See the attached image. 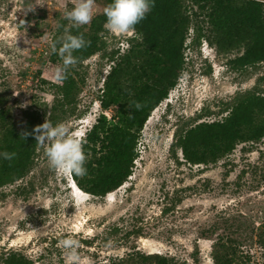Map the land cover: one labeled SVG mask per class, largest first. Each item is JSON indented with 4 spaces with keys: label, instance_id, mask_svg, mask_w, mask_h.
Returning <instances> with one entry per match:
<instances>
[{
    "label": "rangeland",
    "instance_id": "374dc122",
    "mask_svg": "<svg viewBox=\"0 0 264 264\" xmlns=\"http://www.w3.org/2000/svg\"><path fill=\"white\" fill-rule=\"evenodd\" d=\"M75 4L0 0V143L8 127L24 131L26 114L35 113L42 124L57 117L84 144L102 115L118 123L119 106L101 105L112 70L118 69L125 103L141 84L145 58L136 57L130 42L136 33L106 31L100 34L102 50L68 69L74 88L61 102L56 68L62 62L50 46L76 28L65 17ZM183 4L186 13L198 16L185 64L169 99L140 132L132 176L106 197L82 193L72 176L58 177L49 168L38 147L29 174L0 188V264L12 253L33 264H69L59 245L66 237L79 241L82 264H157L156 257L166 264H217V258L264 264V139L239 142L230 155L207 165L187 161L177 143L198 124L223 121L238 95L264 91V62L235 68L231 62L244 55L245 46L224 48L205 3ZM107 6L95 0L93 19ZM93 19L78 28L90 34ZM199 26L205 38L193 45Z\"/></svg>",
    "mask_w": 264,
    "mask_h": 264
},
{
    "label": "trees",
    "instance_id": "16d2710c",
    "mask_svg": "<svg viewBox=\"0 0 264 264\" xmlns=\"http://www.w3.org/2000/svg\"><path fill=\"white\" fill-rule=\"evenodd\" d=\"M97 1L106 5L112 2ZM183 1L155 0V6L146 18L135 26L136 37L130 42L138 49L136 57L145 59L141 75L138 76L142 82L136 87L134 95L126 103L121 100L122 89L117 82V68L112 70L105 82L101 97L103 109L117 105L121 111L120 117H115L118 123L114 120L109 122L105 115L99 117V122L84 141L87 172L83 176L73 175L72 178L88 194L106 197L132 176L140 132L152 111L169 99L171 90L178 84L179 74L185 64L186 41L194 18H198L197 15L186 13ZM190 1L205 3L202 8L207 10L208 23L220 35L219 42L224 48L245 46L244 55L231 62L235 68L244 69L264 62V0ZM105 22V14H101L93 19L90 34H84L78 27L72 29L70 34L82 33L87 42L83 49L74 52L77 64L102 50L105 43L100 34L107 31ZM137 37L141 38V42L135 43ZM203 38L205 35L199 26L193 45L200 44ZM126 63L130 64V61ZM61 82L62 85L57 88L63 103L69 100L74 87L68 73ZM229 110V115L223 121L201 123L181 134L177 143L187 161L194 165L217 163L230 155L239 142H259L264 139V91L253 89L238 95ZM50 118L55 124L57 117ZM40 125L42 122L38 114L27 113L24 131L20 132L15 127L6 129L0 152L15 153V156L11 160L0 158V188L23 180L33 168L38 155L34 129ZM89 175L91 179L86 183L85 177ZM156 258L157 264L168 263L165 258ZM220 260L217 258V264L230 262L229 259ZM4 264L33 263L19 253H12L4 259Z\"/></svg>",
    "mask_w": 264,
    "mask_h": 264
},
{
    "label": "clouds",
    "instance_id": "9594fccd",
    "mask_svg": "<svg viewBox=\"0 0 264 264\" xmlns=\"http://www.w3.org/2000/svg\"><path fill=\"white\" fill-rule=\"evenodd\" d=\"M94 4L95 0H76L75 6L65 17L73 27L86 25L93 19ZM154 6L155 0H112L104 9V27L112 34H131ZM43 37L46 39V34ZM86 44L82 33L72 35L68 34L67 30L64 36L51 44V53L57 54L62 62L56 68L58 79L66 78L68 69L77 62L74 52L83 49ZM34 132L37 146L43 149L47 165L58 177L86 174L87 155L83 143L78 133L71 131L66 123L53 124L47 119L45 123L37 126ZM14 156L15 153L0 152V158L5 160H11ZM72 181L74 182L73 179ZM70 187L74 189L72 184ZM59 245L65 250L69 264H82L78 253V240L66 237L59 241Z\"/></svg>",
    "mask_w": 264,
    "mask_h": 264
},
{
    "label": "bare ground",
    "instance_id": "6f19581e",
    "mask_svg": "<svg viewBox=\"0 0 264 264\" xmlns=\"http://www.w3.org/2000/svg\"><path fill=\"white\" fill-rule=\"evenodd\" d=\"M75 182V181H74ZM72 183V184H75V183ZM76 185V184H75ZM74 186V185H73ZM76 187L78 188V186L76 185ZM75 189V188H74ZM82 193H84L80 188H78ZM110 194H112V193H110Z\"/></svg>",
    "mask_w": 264,
    "mask_h": 264
}]
</instances>
